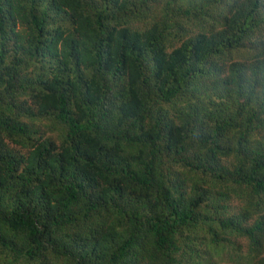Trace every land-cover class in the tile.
<instances>
[{
    "label": "trees",
    "instance_id": "trees-1",
    "mask_svg": "<svg viewBox=\"0 0 264 264\" xmlns=\"http://www.w3.org/2000/svg\"><path fill=\"white\" fill-rule=\"evenodd\" d=\"M0 264H264V0H0Z\"/></svg>",
    "mask_w": 264,
    "mask_h": 264
}]
</instances>
